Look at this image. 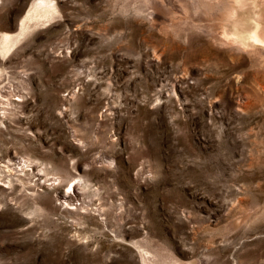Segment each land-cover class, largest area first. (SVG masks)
<instances>
[{"label":"rangeland","instance_id":"rangeland-1","mask_svg":"<svg viewBox=\"0 0 264 264\" xmlns=\"http://www.w3.org/2000/svg\"><path fill=\"white\" fill-rule=\"evenodd\" d=\"M34 1L0 0V264H264V46L224 32L256 0H51L17 36Z\"/></svg>","mask_w":264,"mask_h":264},{"label":"bare ground","instance_id":"bare-ground-1","mask_svg":"<svg viewBox=\"0 0 264 264\" xmlns=\"http://www.w3.org/2000/svg\"><path fill=\"white\" fill-rule=\"evenodd\" d=\"M241 1L243 0H231V3L233 2V4L228 9L227 12V16L229 18L235 19L237 16H239V12H238L239 8L236 7V4H238L239 6V3H241ZM255 6H258V8L256 9L254 8L255 10H253V14H252L253 16H251L252 25L250 29L239 30V31L238 30L228 31L224 29V32L228 36L227 40H233L238 43H243L245 44V46L250 43L251 45L262 44L264 46V22H263L264 20L261 21L264 18V0L263 1L256 0ZM52 11H53V4L51 3V0L34 1L31 8L28 9L27 13L24 15V17L21 20L20 29L17 36L24 33V31L27 29L31 21L33 22V20H38L39 18L45 17ZM13 38L15 37L9 36L8 34L3 35L0 41V48L6 49ZM64 194L65 195L63 197L65 199L66 193Z\"/></svg>","mask_w":264,"mask_h":264}]
</instances>
